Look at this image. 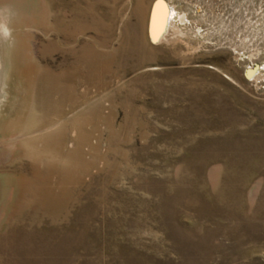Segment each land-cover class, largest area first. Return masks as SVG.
I'll return each mask as SVG.
<instances>
[{
  "label": "rangeland",
  "instance_id": "rangeland-1",
  "mask_svg": "<svg viewBox=\"0 0 264 264\" xmlns=\"http://www.w3.org/2000/svg\"><path fill=\"white\" fill-rule=\"evenodd\" d=\"M158 2L174 12L178 34L170 13L149 30ZM42 3L44 19L23 0L34 8L23 43L31 88L13 83L7 68L0 109L2 122L28 98L26 135L0 134V264H264V0H105L99 11L112 31L90 29L73 46L92 36L100 51L108 40L111 67L81 79L76 96L88 99L60 105L78 110L49 128L57 115L35 109L42 70L60 74L72 44L51 47L57 34ZM72 132L75 157L59 162L69 169L61 168L62 185L49 179L60 191L15 210L27 199L9 176L25 171L41 145L61 144L64 155Z\"/></svg>",
  "mask_w": 264,
  "mask_h": 264
},
{
  "label": "bare ground",
  "instance_id": "bare-ground-1",
  "mask_svg": "<svg viewBox=\"0 0 264 264\" xmlns=\"http://www.w3.org/2000/svg\"><path fill=\"white\" fill-rule=\"evenodd\" d=\"M48 1L51 5V12L49 15L50 16L49 28H51L57 34L56 40L53 41V46H51V41L49 42L48 46L49 47L51 46L54 49L59 47L60 45H64V44L67 45L71 43L72 47L69 48L70 57L68 60L63 62L62 70H61L62 72L60 71L61 72L60 74L54 75L53 73H51L49 67L42 70V73H44V75L42 74L43 77L41 80L39 97L36 99L37 102L35 105V109L38 112L37 116H41V114L47 117L57 115V117L59 118V120H54V119L50 120L48 122V124L50 125H48L45 128H49L54 124H57L60 120L63 122V119L67 118L68 113H71L73 111L77 112L78 110L77 108L75 109L71 108L69 109V112H64L65 106L60 108V105L73 107L79 102L82 103L84 100L88 99L86 93L81 96H76L78 92L76 86L78 85L79 82H81V79L82 80L84 79V81H88L90 79L91 73L93 72V70L95 71L97 67H101V68L105 67V69L106 67L110 68L111 62L115 57L113 56L114 52L112 51L109 45V41L106 39H101L99 41L98 45L101 49L100 51L96 49L97 45L94 44L95 39H93L92 36L86 38V39H90V41L82 43L78 48L73 46V43L74 44L76 43L80 35L84 34L90 29L94 30L95 34H99V36L101 35L103 36L104 34L106 35L112 31V26H111L112 21L111 24H108L107 23L108 20L106 19L107 16L99 11L98 5H104L105 0H48ZM64 1H67L68 4H66V2ZM9 2H10L9 4L6 3L0 4V109L4 105L2 102H4L3 101L4 95L7 90L5 85L7 68L12 69L11 76L13 79V83L16 82V84H18L19 86V83L21 82L23 88H26L27 90H29L32 85L30 81L32 79L31 68L30 69L28 68L26 71H23V65H24L23 43H24V32H25L24 28L25 25H27V19L30 18V20H32V16L31 17L29 16L30 14L33 13L34 8L25 9L23 6V0H9ZM34 2H35L34 7L36 8V11L44 19L46 17V10L44 7L45 3L43 4L42 0H34ZM159 2L154 5V8L152 10L150 22H149V30L153 29L154 25L156 23L157 24L160 23L161 20H166L167 14L170 13L168 25H170L169 28L170 34H173L177 31L174 25V21L172 19V14L174 12H172L170 8L164 6L162 2L161 4H159ZM15 11L17 12L15 13L16 15L14 16L13 13ZM26 13L28 14L27 15L28 17L24 15ZM163 15L165 16L163 17ZM108 18L110 20L111 15ZM9 30L13 31L12 35L9 33ZM151 39H153V41H156L154 36H151ZM108 46L110 48L105 49V47ZM141 47L144 49L142 44ZM141 62L142 61H140V59L137 58L134 67L139 66ZM248 75L252 76L253 72L249 71ZM53 92L56 93L55 94L56 102H54L51 99L52 97L51 94ZM24 98L26 99L25 101L29 103L28 98H26L25 96ZM27 103L21 114L7 118L2 122L0 121L1 136L6 138L7 137L14 138L15 136L21 133L26 135L25 134L26 128L23 127V122L24 120H26L25 117L27 116L26 115ZM5 106L8 108V110L11 109V102L7 103ZM53 109L54 111H52ZM75 126L76 125L73 124V126H71V130L76 131L77 126L76 127ZM70 135L72 136V138L68 141H66L67 138H63V146H65L66 148V153L64 155H61V150H60L61 144L57 150H56L57 146L48 147L44 149L43 146L41 145L40 147L36 148L35 153L29 152L30 155L32 154L31 156L33 160L29 164V166L27 165L28 167L26 168L25 171L23 169L24 167L22 166L23 168L22 170H20L21 172L19 173L20 175L18 177H15L13 175L6 176V177L8 176L11 177V180L9 181L10 185L18 184L19 187L21 185L24 186L19 194V198H21V200L27 199V201L20 207H16L13 205L15 210H17L18 212H23L25 208L31 206V201L36 200L37 197L44 195V197L46 196L47 197L46 199H48L50 197H54L58 193V191H60L56 189H58L62 185L61 179L62 177L65 176L64 175L65 171H62L61 168L63 167L65 168V166L63 165H66L67 163L73 160L74 148H75L74 146L77 144V136H75L73 132ZM9 142L11 141H8V143ZM16 150L19 151L18 148ZM22 155L23 152L21 153V156ZM59 162H62L63 165H59ZM56 168L59 169L55 171L54 169ZM66 169L68 168H65V170ZM52 174H55L58 177L57 186L59 185V187H57L55 190H52L50 186L49 179ZM25 193H27L29 196L28 197L24 196ZM49 200H45V202L48 209L51 210L55 206L53 205L52 200L51 199Z\"/></svg>",
  "mask_w": 264,
  "mask_h": 264
}]
</instances>
